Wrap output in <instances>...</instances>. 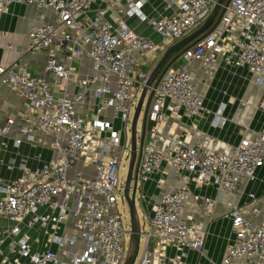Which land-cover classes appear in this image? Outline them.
Segmentation results:
<instances>
[{
    "label": "built area",
    "instance_id": "built-area-1",
    "mask_svg": "<svg viewBox=\"0 0 264 264\" xmlns=\"http://www.w3.org/2000/svg\"><path fill=\"white\" fill-rule=\"evenodd\" d=\"M94 1L0 0V15L19 2L48 9L56 18V22L35 24L28 31L27 51L47 53L42 74L0 66V82L18 92L28 108L17 126L18 133L28 142L37 141L38 133L50 134L57 152L39 167L21 164V173L13 179L0 178V218L13 224L0 227V254L7 245L14 264L123 263L126 229L117 210V196L123 198L119 165L131 103L166 48L197 28L217 0H165L170 12L159 18L144 12L146 0H104L90 18L86 13ZM127 17L147 21L161 35L160 43L137 34L127 24ZM83 55L91 61L94 73L79 78L77 91L70 92L66 85L74 74L72 61ZM141 59L151 64L149 71L141 70ZM179 59L181 65L169 68L154 89L147 112L149 139L137 174L139 204L144 200L143 185L162 164L172 166L179 178L146 217L137 264H184L188 250L202 251L204 222L182 215L195 197L191 183L216 190V198L199 197L201 210L209 214L217 201L228 197L243 178H254L264 164V127L253 137H242L230 154L210 148L203 140L158 146V125L164 122L166 111L175 116L181 111L198 116L204 108L194 74L188 69L195 61L209 70L216 69L220 61L245 66L263 86L258 106L264 111V0H229L213 30ZM90 90L97 99L96 109L88 116L79 115L76 107L86 104ZM115 118L122 126H114ZM225 121L219 107L212 124L221 126ZM13 124L14 120L7 118L0 125V135L7 134ZM100 132H106L104 138L99 139ZM20 142L21 138L15 139V144ZM85 152V159L94 166L93 175L74 171ZM249 198L257 202L254 194ZM251 212L261 220L247 219L239 205H232L229 215L234 238L219 264H264V210L253 205ZM68 214L75 218V233L59 236L55 231ZM21 225L49 226L51 242H56L61 252L31 250ZM78 239L81 244H75ZM66 244L73 249L61 248ZM169 249L174 251L172 255H168Z\"/></svg>",
    "mask_w": 264,
    "mask_h": 264
},
{
    "label": "crops",
    "instance_id": "crops-1",
    "mask_svg": "<svg viewBox=\"0 0 264 264\" xmlns=\"http://www.w3.org/2000/svg\"><path fill=\"white\" fill-rule=\"evenodd\" d=\"M104 4V0H95L86 15L90 18L94 17L97 9ZM143 9L150 18H159L170 12L165 0H146ZM47 21L56 22V18L48 9L19 2L10 4L0 15V66L15 70L25 69L33 75L42 74L47 53L27 51L28 31L33 25ZM126 22L137 34L152 38V28L147 21L127 17ZM55 49L60 52L59 46L56 45ZM59 54L63 57V54ZM175 63L176 67H179L182 61L178 59ZM150 66L151 64L144 59L140 60L141 70L149 71ZM72 67L74 74L66 85L70 92L77 91L79 78L94 73L92 63L86 55L74 58ZM188 69L194 74L197 91L202 98L204 108L198 116H188L182 111L175 116L166 111L164 122L158 125L159 147L171 146L177 142L194 144L203 140L210 148L230 154L242 137H253L264 127V111L258 106L263 86L256 81V76H252L245 66L234 67L220 61L216 69L209 70L200 62L195 61L188 64ZM91 92L90 90L87 93L86 104L76 107L79 115L88 116L95 111L97 99ZM219 107L222 108L226 121L221 126H214L212 119ZM26 112L28 108L24 98L9 85L0 82V125L4 124L7 118L14 120L11 130L7 134L0 135V178L2 179L10 180L17 177L21 173L20 165L23 163L33 169L57 155L53 147L52 135L38 133L37 141L28 142L18 133L17 126ZM107 113L109 114L110 110ZM117 121L120 123V120L115 118L113 122L115 127L121 125ZM105 135L106 132H100L98 137L101 139ZM16 138H21L19 144H15ZM148 139L149 135L145 132L144 144ZM125 140V133H123L124 144ZM95 144L98 143L93 145ZM93 145L89 146V152ZM86 153L80 157L74 171L83 175H93L94 166L85 159ZM178 178L172 166L162 164L161 169L154 172L152 178L143 185L144 200L140 206L145 220L152 212V205L177 184ZM190 187L195 197L190 199L182 215L202 220L206 233L202 251L188 250L184 264H219L226 246L232 243L234 238L229 215L232 205H239L247 219L261 220V217L252 214L251 208L257 205L264 210V164L257 168L254 178H243L228 197L217 201L209 214L201 210L202 201L199 197L204 195L216 198V190L213 186L195 187L192 183ZM250 193L256 196V203L250 201ZM74 221L72 214H68L66 219L58 225L55 233L59 236L74 234ZM11 225H13L12 222L0 218V227L6 228ZM21 226L23 233L29 237L28 245L31 250L50 248L61 252L58 244L51 242L49 226L36 225L32 228ZM153 241L151 239L150 244H153ZM75 244H81V240L78 239ZM73 247L66 244L61 248L72 250ZM173 252L169 249L167 253L172 255ZM13 257L14 254L9 251L7 245H4L0 254V264H14ZM61 257L64 258L63 255Z\"/></svg>",
    "mask_w": 264,
    "mask_h": 264
},
{
    "label": "water",
    "instance_id": "water-1",
    "mask_svg": "<svg viewBox=\"0 0 264 264\" xmlns=\"http://www.w3.org/2000/svg\"><path fill=\"white\" fill-rule=\"evenodd\" d=\"M228 2L229 0H217L213 10L197 28L168 46L148 74L145 85L141 89L130 124L129 161L123 184V196L128 205L130 227L128 231L129 241L127 244L126 256L122 264H134L139 250L141 226L135 204V195L138 190L137 174L144 148L147 112L154 89L164 73L172 67L180 58L181 54L189 46L193 45L213 30L220 20ZM140 115H142V121L140 133L139 136H137V122Z\"/></svg>",
    "mask_w": 264,
    "mask_h": 264
},
{
    "label": "rangeland",
    "instance_id": "rangeland-1",
    "mask_svg": "<svg viewBox=\"0 0 264 264\" xmlns=\"http://www.w3.org/2000/svg\"><path fill=\"white\" fill-rule=\"evenodd\" d=\"M151 28H152L151 29V31H152L151 33H153V36H152L151 39L159 44L160 40H161V35L159 33H157L152 26H151ZM148 36H150V35H148ZM148 55H150V54H148ZM172 67H173V65H172ZM173 68H177L176 65ZM139 96H140V92L136 94V97L133 99V101L131 103L130 110H129V122L126 125V130L124 132L125 133V137H126L125 150H124V153L122 155V159H121V162H120V165H119V179H120L121 186H123L124 180H125V177H126V174H127V167H128V161H129L128 154H129V146H130V124H131L134 108H135L136 103H137V101L139 99ZM141 121H142V115H140V117L138 119V122H137V136H139V133H140ZM117 123L120 125L121 122L119 123V121H117ZM120 126H122V124ZM138 196H139V190L136 192L135 204H136L137 212H138V215H139L141 232H143V231H145L147 229V222H146L145 218L143 217L142 209H141V206H140L139 200H138ZM117 210H118V212L120 213V215L122 217L123 225H124V227L126 229V234H125V237H124V243L127 246L128 241H129V232L128 231H129V227H130V220H129L128 205H127V202H126L124 196H123V198L120 195L117 196ZM143 239H144L143 238V234L141 233L139 250H138V254H137V257H136V260H135L134 264L138 263L140 255L142 253V250H143Z\"/></svg>",
    "mask_w": 264,
    "mask_h": 264
},
{
    "label": "trees",
    "instance_id": "trees-1",
    "mask_svg": "<svg viewBox=\"0 0 264 264\" xmlns=\"http://www.w3.org/2000/svg\"><path fill=\"white\" fill-rule=\"evenodd\" d=\"M175 65H176V63L173 64V67H174ZM149 126H150V124L147 123V124H146V128L149 127Z\"/></svg>",
    "mask_w": 264,
    "mask_h": 264
}]
</instances>
